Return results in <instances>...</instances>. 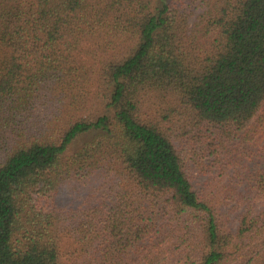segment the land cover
I'll return each mask as SVG.
<instances>
[{
	"label": "trees",
	"instance_id": "16d2710c",
	"mask_svg": "<svg viewBox=\"0 0 264 264\" xmlns=\"http://www.w3.org/2000/svg\"><path fill=\"white\" fill-rule=\"evenodd\" d=\"M0 264H264V0H0Z\"/></svg>",
	"mask_w": 264,
	"mask_h": 264
},
{
	"label": "rangeland",
	"instance_id": "374dc122",
	"mask_svg": "<svg viewBox=\"0 0 264 264\" xmlns=\"http://www.w3.org/2000/svg\"><path fill=\"white\" fill-rule=\"evenodd\" d=\"M160 106V99L154 94L151 99L146 103V105L144 106L147 110H151L152 112H155V110ZM84 139L79 140L78 142H76L74 144V148H77L79 146V144H81L83 142Z\"/></svg>",
	"mask_w": 264,
	"mask_h": 264
}]
</instances>
